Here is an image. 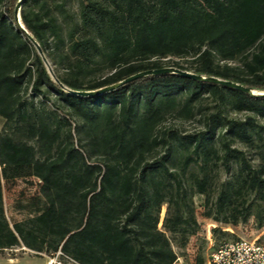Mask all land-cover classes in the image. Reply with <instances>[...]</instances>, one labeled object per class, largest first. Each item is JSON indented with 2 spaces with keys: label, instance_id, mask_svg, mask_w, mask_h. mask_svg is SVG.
Masks as SVG:
<instances>
[{
  "label": "trees",
  "instance_id": "trees-1",
  "mask_svg": "<svg viewBox=\"0 0 264 264\" xmlns=\"http://www.w3.org/2000/svg\"><path fill=\"white\" fill-rule=\"evenodd\" d=\"M16 2L0 0V250L174 264L166 233L181 247L199 231L195 193L205 217L264 225V0H22L24 29ZM166 66L255 94L171 71L70 92ZM219 166L229 176L216 184ZM19 178L38 192L10 223L3 185Z\"/></svg>",
  "mask_w": 264,
  "mask_h": 264
},
{
  "label": "rangeland",
  "instance_id": "rangeland-1",
  "mask_svg": "<svg viewBox=\"0 0 264 264\" xmlns=\"http://www.w3.org/2000/svg\"><path fill=\"white\" fill-rule=\"evenodd\" d=\"M228 114L239 118L244 115V113L234 111H229ZM256 120L259 124H264V119L257 118ZM1 125L2 119L0 118V128ZM198 126L199 125L194 121L182 123V128L186 131H193L197 129ZM236 146L246 150L247 157L251 158L253 164L262 162L258 156V148L256 146H244L241 143H236ZM191 168H193V165ZM228 176L229 173L225 172L224 169L219 166L216 169V184L227 179ZM38 184L36 178H19L14 180L10 185H5L4 203L7 208L8 218L11 221L17 218L22 219L28 215L26 209H17V200H22L21 204H24L28 199L36 195L38 192ZM193 205L195 217L200 225L199 231L189 236L187 243L181 247L175 243L169 233H166L171 238L173 250L177 255L174 264H197V258L199 256H202L204 260H206L209 251L224 240H233L241 237L248 239L257 238L260 242H264V225H262V227H257L254 216H250L245 222H238L236 224L221 223L214 221L211 217L204 216L206 207L203 195L195 193L193 195ZM165 211L166 204H163L161 207L160 222L158 223V227L160 228ZM262 215H264V212H262ZM216 227L219 228V230L212 232V229ZM49 257L50 255L38 253L22 245L0 250V264H47Z\"/></svg>",
  "mask_w": 264,
  "mask_h": 264
},
{
  "label": "built area",
  "instance_id": "built-area-1",
  "mask_svg": "<svg viewBox=\"0 0 264 264\" xmlns=\"http://www.w3.org/2000/svg\"><path fill=\"white\" fill-rule=\"evenodd\" d=\"M61 255L56 251L47 264H61ZM205 264H264V242L241 237L221 241L209 251Z\"/></svg>",
  "mask_w": 264,
  "mask_h": 264
},
{
  "label": "water",
  "instance_id": "water-1",
  "mask_svg": "<svg viewBox=\"0 0 264 264\" xmlns=\"http://www.w3.org/2000/svg\"><path fill=\"white\" fill-rule=\"evenodd\" d=\"M21 3H22V0H17V2L15 4V8H14V14H15V20H16L17 24L19 25V27L21 29H24L23 26L20 23V17H19V8L21 6ZM28 39L34 45L35 49L37 50V53L41 56L45 66L47 67L48 72L50 73V69H49L47 60L44 57V55L42 54V51H41L40 47L38 46L36 41L30 35H28ZM165 71H171V72H175V73H180V74L187 75V76H190V77L195 78V79H203V80H208V81H211V82L220 83V84H223V85H226V86H231V87L238 88V89L243 90L245 92H249L250 94H255L254 90H250L248 87H245V86H243L241 84H238V83H235V82H232V81H229V80H223V79H220V78H217V77H213V76L205 77V76H202L200 74H196V73H193V72H190V71H186V70H180V69H177V68L172 67V66H166V67H162V68H158V69H153V70H149V71H145V72H140V73H137V74H134L132 76H129V77L125 78L124 80L118 82L117 84H114L112 86H107V87H104V88H100V89L95 90V91L83 90V91H70V92L73 93V94H78V95H86V94L98 93V92H101V91H104V90L111 89V88H113L115 86H118V85L122 84L123 82H125V81H127L129 79H132V78L140 76V75H144V74H147V73H160V72H165ZM257 94L258 95H264V91L257 92Z\"/></svg>",
  "mask_w": 264,
  "mask_h": 264
},
{
  "label": "crops",
  "instance_id": "crops-1",
  "mask_svg": "<svg viewBox=\"0 0 264 264\" xmlns=\"http://www.w3.org/2000/svg\"><path fill=\"white\" fill-rule=\"evenodd\" d=\"M3 200L5 201V186L3 185ZM9 208H10V206H9ZM4 209H5V214H6V216H7V218H8V215H7V208H6V205H5V203H4ZM18 209V208H17ZM20 210H22V209H20ZM21 218H17V219H12V221L8 218V220H9V222L11 223V222H13V221H15V220H20Z\"/></svg>",
  "mask_w": 264,
  "mask_h": 264
}]
</instances>
